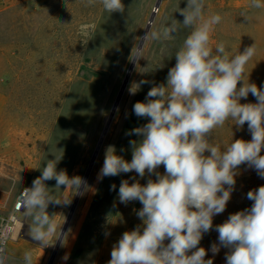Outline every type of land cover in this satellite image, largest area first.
Listing matches in <instances>:
<instances>
[{"label":"rangeland","instance_id":"1","mask_svg":"<svg viewBox=\"0 0 264 264\" xmlns=\"http://www.w3.org/2000/svg\"><path fill=\"white\" fill-rule=\"evenodd\" d=\"M159 1L161 4L156 9ZM122 2L125 12L109 15L99 0L93 6H87V0H0V87L8 99L0 134L9 139L0 142V217L9 218L22 189L31 187L33 180L41 175L45 161L54 158L53 152L60 154L56 150H63L58 171L85 178L107 118L130 71L135 46L151 17L155 15L153 29L172 15L183 20L174 12L179 4L185 7V0ZM244 11L250 16L248 23L241 16ZM212 14H220L222 21L211 34V45L215 47L223 41L230 54L235 55L255 43L256 54L246 66V78L257 87H264V8L252 9L250 0H205V16ZM188 31L182 29L171 41H145L142 59L134 65L88 177V190L81 197L68 236L60 244L53 264H107L112 246L122 233L142 223L134 211L142 205L138 201L122 204L117 195L121 180L135 173L102 180L98 179V173L109 145L116 147L117 154L131 160L129 141L140 137L125 133L147 123L132 109L135 102L144 101L152 83L142 85L135 95L129 93V88L142 79L157 84L165 82L169 68L175 64V52ZM246 102L254 103L255 97L249 94L247 100H241ZM234 123L228 120L213 132L212 142L222 150L232 139H251L247 124L238 129ZM158 170L163 173V166ZM148 178L147 175L144 179L136 177L141 184ZM46 183L50 188L55 186L54 180ZM113 184L115 191L111 190ZM261 185L264 179L255 170L241 165L226 210L214 217L213 225L250 207L252 202L246 194ZM53 191L59 199L70 201L60 207L58 226L62 225L63 229L77 195L71 187ZM217 238L213 228L204 234L199 246L209 250L206 259L212 258L213 264H225L227 249L221 248L215 256L210 251ZM23 239L30 240L25 233ZM57 244L58 241L42 248L39 264H49ZM11 260L9 257L7 264H16Z\"/></svg>","mask_w":264,"mask_h":264},{"label":"clouds","instance_id":"2","mask_svg":"<svg viewBox=\"0 0 264 264\" xmlns=\"http://www.w3.org/2000/svg\"><path fill=\"white\" fill-rule=\"evenodd\" d=\"M95 3L87 0V6ZM99 3L109 15L125 12L122 0ZM250 7L264 8V0H250ZM174 13L183 20L172 15L159 28L150 26L135 46L132 60L138 62L145 41H171L182 29L189 30L175 52V64L169 68L165 82L142 79L129 88L135 95L142 85L152 83L144 101L135 102L132 109L147 123L125 133L140 137L129 141L131 160L109 145L98 173L101 180L135 173L121 180L117 195L122 204L138 201L142 205L134 210L142 223L122 233L112 246L107 264H213L212 258L206 259L209 250L199 246L204 234L213 228L218 233V242L210 247L213 256L225 248V264H264V185L247 192L250 207L213 225L214 217L226 210L241 165L264 179V87L249 82L245 72L256 54V44L235 55L223 41L213 47L211 34L222 17H206L205 0H185V7L177 5ZM241 16L250 22L246 11ZM249 94L255 102L241 103ZM228 120L238 129L247 124L251 139H232L222 150L212 142L213 132ZM56 151L60 154L53 152L54 158L40 168L41 175L18 197L21 223H27L28 236L41 248L56 241L64 243L68 236L55 222L57 214L49 213L48 208L70 201L59 199L53 190L71 187L81 196L88 190L84 178L57 170L63 150ZM161 166L163 173L158 170ZM146 175L149 178L144 184L136 179ZM52 180L54 188L46 183ZM111 190H116L115 184ZM9 238L10 233L0 232V264H7L9 259ZM22 264H33L32 250L24 253Z\"/></svg>","mask_w":264,"mask_h":264},{"label":"crops","instance_id":"3","mask_svg":"<svg viewBox=\"0 0 264 264\" xmlns=\"http://www.w3.org/2000/svg\"><path fill=\"white\" fill-rule=\"evenodd\" d=\"M7 103H8L7 96H6L5 92L3 91V89L0 87V124H1L2 119L4 118V115L6 113ZM1 141H3V142L8 141L9 142V139H8V137H5L4 135L0 134V142ZM60 207H61V205L50 204L49 208H48L49 213L57 214L54 217L57 225L59 222V214H60V210H61ZM0 218L7 219L6 217H0ZM28 222H30V221H28ZM23 232L26 234V236L28 238H30V240L23 239V237L18 236V234H19V230H18L17 233L15 234L13 240H11L9 242L10 244H8V245H10L9 250H8V246H7L8 253L6 252V255L12 259L11 260L12 262H14L16 264H22L24 253L29 251V250H32L33 264H39L41 261V258H42L43 249L41 247H38V242L33 241L31 239V237L28 236V234H27L28 233L27 223H25V229L23 230Z\"/></svg>","mask_w":264,"mask_h":264},{"label":"water","instance_id":"4","mask_svg":"<svg viewBox=\"0 0 264 264\" xmlns=\"http://www.w3.org/2000/svg\"><path fill=\"white\" fill-rule=\"evenodd\" d=\"M160 4H161V1H159V2L157 3V5H156V9L159 8ZM154 18H155V15H153V16L151 17V19H150V21H149V24H148V27H147L146 31H147V30L149 29V27L152 25V23H153V21H154ZM144 35H145V33H144ZM144 35H143V36H144ZM144 44H145V43H144ZM135 64H136V61L133 60L132 65H131V68H130V71H129V73H128L127 77H126L125 83H124V85H123V87H122L121 93H120V95H119V97H118V99H117V102H116V104H115V107H114V109H113L111 115L108 117V120H109V121H108V123L106 124V127H105V129H104L103 135H102V137H101V139H100L99 145H98V147H97V149H96V151H95V153H94V156H93L92 161H91V163H90L89 169H88L87 174H86V176H85V178H84L86 181L88 180V177H89V175H90V173H91V171H92V168H93V166H94V164H95V162H96V159H97V157H98V155H99L100 149H101V147H102V145H103V143H104V141H105V138H106L107 132H108V130H109L110 124H111V122H112V120H113V118H114V116H115V113H116V110H117V108H118L119 102H120V100H121V98H122V95H123V93H124V91H125V89H126V86H127L128 82H129V79H130V76H131V73H132V71H133V68H134V65H135ZM81 197H82L81 195H77V196H76V198H75V200H74V203H73V205H72V208H71V210H70V212H69V215H68V217H67V220H66V222H65V225H64V227H63V230H64V231H67V230H68V227H69V225H70V223H71V221H72V218H73V216H74V213H75V211H76V209H77V207H78V205H79V202H80V200H81ZM60 244H61V242L58 241V244L52 249V256H51V259H50V261H49V264H53V263H54V261H55V259H56V255H57V252H58V249H59Z\"/></svg>","mask_w":264,"mask_h":264},{"label":"built area","instance_id":"5","mask_svg":"<svg viewBox=\"0 0 264 264\" xmlns=\"http://www.w3.org/2000/svg\"><path fill=\"white\" fill-rule=\"evenodd\" d=\"M19 195H18V197H19ZM18 197L14 203L13 212L9 216V218H7V219L0 218V232L10 233V235H11V238H9L7 240L6 248L9 244V242L11 240H13V238H14V236L18 230H19L18 236L24 237L23 227L25 226V224L22 225V223H21L20 212H19L20 206H19Z\"/></svg>","mask_w":264,"mask_h":264},{"label":"bare ground","instance_id":"6","mask_svg":"<svg viewBox=\"0 0 264 264\" xmlns=\"http://www.w3.org/2000/svg\"><path fill=\"white\" fill-rule=\"evenodd\" d=\"M108 121H109V120H108V118H107L106 124L108 123Z\"/></svg>","mask_w":264,"mask_h":264}]
</instances>
